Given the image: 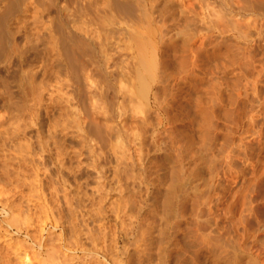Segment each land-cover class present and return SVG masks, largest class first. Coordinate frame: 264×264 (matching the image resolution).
I'll use <instances>...</instances> for the list:
<instances>
[{"label":"rangeland","instance_id":"1","mask_svg":"<svg viewBox=\"0 0 264 264\" xmlns=\"http://www.w3.org/2000/svg\"><path fill=\"white\" fill-rule=\"evenodd\" d=\"M97 1L94 24L10 26L0 50V264H264V0Z\"/></svg>","mask_w":264,"mask_h":264},{"label":"bare ground","instance_id":"2","mask_svg":"<svg viewBox=\"0 0 264 264\" xmlns=\"http://www.w3.org/2000/svg\"><path fill=\"white\" fill-rule=\"evenodd\" d=\"M43 1L44 0H0V50L1 49H5V47L6 46H4L3 47V44L4 43H7L6 41H8L7 40V38L9 37V35L11 34V32H10V30H9V27L10 26H17V25H21V26H27V24H32V25H34V24H36V26H38V24H46V25H43V26H45V28L47 29L48 27H58V26H61V23H62V20L64 21V19H62L63 17H66V16H68V14L66 15V13H69V14H71V15H69V16H71V21L70 22H72V24H71V26L72 25H76V23L77 24H79L80 22L82 23H80L79 25H80V27L82 26V25H84L83 27H85L86 26V23H84V22H87L88 24H89V22L91 21V23L89 24V25H92V24H94L93 23V17H95V15H94V13L96 14V6H97V4H98V6H100L99 4L100 3H98V1L96 2V0H66V1H60L59 2V0H45L46 1V3H45V6H44V3H43ZM100 1V0H99ZM106 1V0H105ZM118 0H115V1H113L112 3H113V5L114 4H116V2H117ZM125 1V0H124ZM123 1V2H124ZM245 1V0H244ZM115 2V3H114ZM127 1H125V3H126ZM195 2V1H194ZM201 2V1H200ZM226 2V1H225ZM120 2H117V4H119ZM206 2L204 1L203 2V4L206 6V4H205ZM104 4V3H103ZM102 4V5H103ZM109 4H111V3H109ZM116 4V5H117ZM122 4V3H121ZM128 5H129V3H127ZM131 4V3H130ZM143 4V3H142ZM203 4H202V6H203ZM112 5V6H113ZM116 5L115 6H113V7H115L116 8ZM136 5V4H135ZM208 5V4H207ZM248 5V4H247ZM98 6H97V8H98ZM109 6V5H108ZM107 6V7H108ZM124 6V5H123ZM122 6V8L121 9H123L124 7ZM130 7L132 6V5H129ZM129 6H128V8H129ZM194 6V5H193ZM201 6V7H202ZM204 6V7H205ZM258 6V5H257ZM102 7V6H101ZM106 7V8H107ZM111 7V6H110ZM203 7V8H204ZM207 8H208V6H206ZM126 8H127V6H126ZM126 8H124L123 10L125 11H123L124 13H126ZM127 8V11H129V9L130 10H134V8L133 7H131V8H129L128 9ZM143 8V7H142ZM153 8V7H152ZM206 8V9H207ZM257 8V7H256ZM95 9V10H94ZM104 9V8H103ZM108 9V8H107ZM114 9V8H113ZM206 9H205V11H206ZM80 10H84L85 12H84V14L86 13L87 14V12H89L90 14H87L86 16L87 17H84L85 15L83 14V13H80V16L79 15H77V12H79ZM116 10V9H115ZM139 10H141V8L139 7ZM201 10V9H200ZM208 10V12H209V9H207ZM211 10V9H210ZM82 11H80V12H82ZM87 11V12H86ZM110 11H112V10H110ZM118 11V10H117ZM94 12V13H93ZM212 12V11H211ZM97 13H98V11H97ZM104 13V12H103ZM113 13L114 12H112V15L111 16H113ZM200 13H201V11H200ZM206 14L205 15H207V12H205ZM84 15V16H82V15ZM92 14L94 15L93 17H91L92 16ZM109 14V13H108ZM117 15H119L118 13H116ZM137 14V13H136ZM210 14V13H209ZM132 15V14H131ZM140 15V14H139ZM148 15V14H147ZM137 16H138V14H137ZM136 16V17H137ZM150 16V15H149ZM213 16V15H212ZM99 17V16H98ZM143 17H144V15H143ZM205 17H207L206 19H208L210 16L209 15H207V16H205ZM204 16H203V18H205ZM217 17V16H216ZM67 18V17H66ZM65 18V19H66ZM105 18V17H104ZM103 18V19H104ZM111 18V17H110ZM149 18V17H148ZM218 18V17H217ZM67 19H70L69 17L67 18ZM95 19L96 18H94V21H95ZM126 19V18H125ZM133 19V18H132ZM146 19V18H145ZM209 19H211V18H209ZM208 19V20H209ZM100 20V19H99ZM107 20H108V17H107ZM118 20V19H117ZM66 21V20H65ZM97 21V20H96ZM109 21H111V20H109ZM119 21V20H118ZM129 21V20H128ZM149 21V20H148ZM211 21V20H210ZM130 22H132V21H130ZM129 22V23H130ZM139 22V21H138ZM143 22V21H142ZM186 22V21H185ZM203 22V21H202ZM208 22V21H207ZM84 23V24H83ZM98 23V22H97ZM113 23V22H112ZM189 23H191V22H189ZM101 24V23H100ZM122 24V23H121ZM124 24H125V20H124ZM140 24V23H139ZM146 24V23H145ZM205 24V23H204ZM47 25H49V26H47ZM88 25V26H89ZM107 25V24H106ZM128 25V24H127ZM126 25V26H127ZM131 25V24H130ZM137 25V24H136ZM141 25H142V23H141ZM146 25H148V23L146 24ZM185 25V24H184ZM29 26V25H28ZM35 26V27H36ZM39 26H41V25H39ZM38 26V27H39ZM42 26V27H43ZM95 26H96V24H95ZM94 26V27H95ZM116 26V25H115ZM134 26V25H133ZM143 26V25H142ZM190 26V25H189ZM30 27H31V25H30ZM30 27H29V29H30ZM33 27V26H32ZM74 27V26H73ZM76 27H79L78 25L76 26ZM91 27V26H90ZM93 27V28H94ZM98 27H101V26H98ZM129 27V26H128ZM136 27V29H137V26H135ZM138 27H141V26H139L138 25ZM146 27V26H145ZM188 27V26H187ZM60 28V27H59ZM82 28V27H81ZM80 28V29H81ZM141 28H143V27H141ZM147 28V27H146ZM148 28H149V26H148ZM153 28V27H152ZM186 28V27H185ZM189 28V27H188ZM37 29V28H36ZM49 29V28H48ZM54 29V28H53ZM64 29V28H63ZM74 29V28H73ZM78 29V28H77ZM92 29V28H91ZM100 29H102V28H100ZM100 29H98V30H100ZM124 29V28H123ZM127 29V28H126ZM139 29V28H138ZM187 29V28H186ZM203 29V28H202ZM51 30V29H50ZM60 30V29H59ZM84 30H86V29H84ZM88 30V29H87ZM97 29H95V31H96ZM131 30V29H130ZM130 30H128V31H130ZM140 30V29H139ZM183 31L182 32H184V29H182ZM205 30V29H204ZM55 31V30H54ZM77 31H79V29L77 30ZM76 31V32H77ZM114 31H118V30H114ZM132 31V30H131ZM130 31V32H131ZM134 31V30H133ZM144 31V30H143ZM143 31H142V33H143ZM149 31V30H148ZM152 31V29L150 30V32ZM190 31V30H189ZM203 31V30H202ZM17 32V31H16ZM37 32V31H36ZM42 33H43V31H41ZM49 32V31H48ZM80 32V31H79ZM83 32H86V31H83ZM90 32V31H89ZM135 32V31H134ZM138 32V31H137ZM139 32H141V31H139ZM139 32H138V34H139ZM153 32H154V30H153ZM40 33V31H38L37 33H35V35L36 34H39ZM68 32H67V30H66V34H67ZM88 33V32H87ZM102 33V32H101ZM152 33V32H151ZM13 34H14V32H13ZM41 34V33H40ZM39 34V35H40ZM46 34V35H45ZM45 36H47L48 37V40H46V41H44V39H43V37H45V36H41L42 37V39H43V42H47V41H49L50 39H49V36L48 35H50V34H48L47 35V32H45ZM77 34V33H76ZM82 34H84V33H82ZM99 34V33H98ZM111 34V33H110ZM150 34V33H149ZM186 34H188V32H186ZM34 35V36H35ZM42 35V34H41ZM63 35V34H62ZM69 35V34H68ZM73 35H74V33H73ZM80 35H81V33H80ZM87 35V34H86ZM89 35V34H88ZM96 35H97V33H96ZM96 35H95V37H96ZM151 35V34H150ZM12 36H14V35H12ZM51 36V38H53V36L52 35H50ZM139 36H140V38L143 40V36H142V34L140 35L139 34ZM139 36L137 37V36H135L136 37V39L134 40V41H136L137 40V38L139 39V41L137 40L136 42H134L135 44V46L137 47L138 46V50L139 51H137V54H139L137 57L139 58V62H138V65H139V67H141V71L144 73V75H143V73L141 74L139 71H140V69H139V71H138V69H137V72H139V75H135V76H138V79H139V81L141 82V83H139V85H140V89H142V87L144 86L145 87V85L146 86H148L147 85V82H149V81H147V82H145V78L146 77H148L149 79L148 80H150V76L153 74V75H155L154 73H151L152 71V69H155V68H153V63L155 64V62L156 61H152V59H154V58H150V55H149V58H147L146 57V53H144L146 50H145V48H143V43L141 42L142 40L139 38ZM146 36V35H145ZM194 36V35H193ZM202 36V35H201ZM205 36V35H204ZM203 36V37H204ZM25 37V36H24ZM36 37H38V35H36ZM47 37L45 38V39H47ZM55 37V36H54ZM58 37H61V35H59ZM66 37H67V35H66ZM77 36H75V37H73L72 39H71V41H69L68 39V41L69 42H71V43H69V44H66L65 45V50L64 49H62L60 52H62L61 53V55H63L62 57L65 59V61L64 62H66V64H67V67L70 69V61L68 60V53H70V52H76L77 54H79L80 53V51L82 50V48H81V46L80 45H82V43H77L78 42V38H76ZM95 37L93 38V39H95ZM152 38H153V36H151ZM150 37V38H151ZM159 37V36H158ZM206 37V36H205ZM15 38H16V36H15ZM40 38V37H39ZM91 38H92V36H91ZM111 38V37H110ZM132 38H134V35L132 36ZM131 38V39H132ZM20 39V38H19ZM22 39V38H21ZM20 39V40H21ZM41 39V38H40ZM56 39V38H55ZM58 39V38H57ZM61 39H62V37H61ZM87 39V38H86ZM146 39V38H145ZM203 39V38H202ZM16 40V39H15ZM54 40V39H53ZM85 40V39H84ZM96 40V39H95ZM98 40V39H97ZM105 40V39H104ZM107 40V39H106ZM105 40V41H106ZM127 40V39H126ZM129 40V39H128ZM147 40V39H146ZM146 40L144 41V43L146 42ZM183 40H185V39H183ZM12 41H14L13 39H12ZM12 41H10V42H12ZM17 41V40H16ZM100 42H101V40H99ZM108 41H109V39H108ZM108 41H107V43H108ZM124 41V40H123ZM130 41V40H129ZM131 41H133V39L131 40ZM130 41V42H131ZM148 41H150V40H148ZM203 41V40H202ZM61 42L63 43V40H61ZM96 41H94L93 43H95ZM98 42V41H97ZM188 42V41H187ZM18 43V42H17ZM106 43V42H105ZM129 43V42H128ZM132 43V42H131ZM136 43H138V45L136 44ZM150 43V42H149ZM152 43V42H151ZM80 44V45H79ZM95 44H97V43H95ZM102 44H103V42H102ZM84 45V44H83ZM89 45V44H88ZM87 45V48L89 47ZM93 45V44H92ZM100 45V44H99ZM126 45V44H125ZM150 45V44H149ZM153 45H154V43H153ZM162 45V44H161ZM23 46V45H22ZM25 46V45H24ZM52 46V45H51ZM63 46V45H62ZM84 46H86V44L84 45ZM144 46H145V44H144ZM166 46V45H165ZM187 46V45H186ZM2 47V48H1ZM32 47H34V45H32ZM64 47V46H63ZM103 47V46H102ZM150 47V46H149ZM21 48H23V47H21ZM29 48V47H28ZM50 48V47H49ZM105 48V47H104ZM19 49V48H18ZM26 49V48H25ZM89 49V48H88ZM105 49H107V47L105 48ZM125 49H126V47H125ZM133 49H135V47H133ZM150 49H151V47H150ZM33 50V49H32ZM128 50V49H127ZM151 50H153V49H151ZM160 50V49H159ZM7 51H8V49H7ZM20 51H22V50H20ZM29 51V50H28ZM59 51V50H58ZM89 51V50H88ZM6 52V51H5ZM19 52V51H18ZM27 52V51H26ZM85 52V51H84ZM84 52L82 53V54H84ZM109 52V51H108ZM139 52V53H138ZM12 53V52H11ZM30 53V52H29ZM34 53H35V50H34ZM86 53V52H85ZM91 53V51L89 52V54ZM148 53V52H147ZM81 53H80V55H82ZM95 54V53H94ZM108 54V53H107ZM145 54V55H144ZM149 54V53H148ZM159 54V53H158ZM0 55H3L2 53H0ZM27 55V54H26ZM39 55V54H38ZM11 56V55H10ZM56 56V55H55ZM59 56V55H58ZM58 56H56L55 58H58ZM89 56V55H88ZM91 56V55H90ZM94 56V55H93ZM53 57V56H52ZM16 58V57H15ZM91 58V57H90ZM130 58H132V56L130 57ZM137 58V59H138ZM162 58V57H161ZM47 59V58H46ZM94 59V58H93ZM134 59V58H133ZM132 59V60H133ZM163 59V58H162ZM162 59H160V60H162ZM5 60V59H4ZM3 60V61H4ZM40 60V59H39ZM92 60V59H91ZM2 61V60H1ZM0 61V62H1ZM69 61V62H68ZM136 61V60H135ZM23 62V61H22ZM41 62V61H40ZM49 62V61H48ZM91 62V61H90ZM97 62V61H96ZM126 62V61H125ZM161 62V61H160ZM163 62H165V61H163ZM261 62H262V60H261ZM21 63V62H20ZM32 63H34V62H32ZM42 63V62H41ZM83 63V62H82ZM94 63H95V61H94ZM128 63V62H127ZM133 63H134V61H133ZM136 63V62H135ZM19 64V63H18ZM22 64V63H21ZM26 64V63H25ZM45 63H43V65H44ZM49 64V63H48ZM72 64V63H71ZM93 64V63H92ZM122 64H124V63H122ZM12 65V64H11ZM27 65V64H26ZM47 65V64H46ZM45 65V66H46ZM95 65V64H94ZM22 66V65H21ZM61 66V65H60ZM131 66H132V64H131ZM156 65H154V67H155ZM1 67V66H0ZM6 67H7V65H6ZM18 67V66H17ZM33 67V66H32ZM56 67H58V65L56 66ZM79 67V66H78ZM94 67V66H93ZM124 67V66H123ZM123 67H121V69L123 70ZM164 67V66H163ZM8 68H10V67H8ZM15 68V67H14ZM22 68V67H21ZM54 68V67H53ZM62 68L64 69V67L62 66ZM67 68V69H68ZM76 68V67H75ZM18 69V68H17ZM34 69V68H33ZM36 69V68H35ZM38 69V68H37ZM59 69H60V67H59ZM79 69V68H78ZM127 69V68H126ZM130 69H131V67H130ZM162 69V68H161ZM58 70V69H57ZM99 70V69H98ZM97 70V71H98ZM22 71V70H21ZM24 71V70H23ZM47 71V70H46ZM71 71V70H70ZM80 71V70H79ZM82 71V70H81ZM124 71V70H123ZM126 71V70H125ZM134 71V70H133ZM17 72V71H16ZM26 72V71H25ZM25 72H24V74H25ZM32 72V71H31ZM63 72V70L60 72V73H62ZM78 72V71H77ZM128 72V71H127ZM12 73V72H11ZM26 73H28V74H26V76L28 75V76H30L29 74H31V73H29V72H26ZM34 73V72H33ZM41 73V72H40ZM44 73V72H43ZM54 73H57V72H55L54 71ZM9 74V73H8ZM45 74V73H44ZM53 74V73H52ZM63 74V73H62ZM69 74V73H68ZM74 74V73H73ZM81 74V73H80ZM141 74V75H140ZM11 75V74H10ZM13 75V74H12ZM16 75V74H15ZM15 75H13V76H15ZM17 75H18V73H17ZM20 75V74H19ZM34 75H36L35 73H34ZM48 75V74H47ZM50 75V74H49ZM65 75V74H64ZM130 75V74H129ZM152 75V76H153ZM5 76V75H4ZM21 76H22V74H21ZM37 76V75H36ZM71 76V75H70ZM74 76H76L75 74H74ZM78 76V75H77ZM81 76V75H80ZM152 76H151V79H152ZM7 77V76H6ZM6 77H4V79L3 80H5V78ZM11 77V76H10ZM31 79H34V78H32L33 77V75L31 74ZM56 77H58L57 75H56ZM128 77V76H127ZM29 78V77H28ZM27 78V79H28ZM59 78V77H58ZM61 78V77H60ZM63 78V77H62ZM132 78V77H131ZM30 79V80H31ZM38 79H39V77H38ZM64 79V78H63ZM68 79V78H67ZM127 79H129L130 80V77L129 78H127ZM133 79V78H132ZM137 79V80H138ZM153 79H154V77H153ZM152 79V80H153ZM1 80V79H0ZM20 80V79H19ZM40 80V79H39ZM38 80V81H39ZM49 80H51V79H49ZM53 80V79H52ZM79 80H81L80 79V77H79ZM136 80V81H137ZM27 81V80H26ZM62 81V80H61ZM105 81V80H104ZM125 81H126V79H125ZM133 81V80H132ZM132 81H131V83H132ZM151 81V80H150ZM4 82V81H3ZM33 82V81H32ZM40 82H42V77H41V80H40ZM57 82V81H56ZM55 82V83H56ZM64 82V81H63ZM62 82V83H63ZM124 82V81H123ZM126 82H128V81H126ZM152 82V81H151ZM5 83V82H4ZM43 83V82H42ZM47 83V82H46ZM45 83V84H46ZM93 83V82H92ZM122 83V82H121ZM120 83V84H121ZM137 83H138V81H137ZM144 83H146V84H144ZM153 83V82H152ZM20 84H21V81H20ZM27 84V83H26ZM30 84V83H29ZM34 84V83H33ZM32 84V85H33ZM57 84V83H56ZM82 84V83H81ZM90 84V83H89ZM94 84V83H93ZM107 84V83H106ZM124 84V83H123ZM128 84V83H127ZM130 84V83H129ZM151 84V83H150ZM6 85V84H5ZM37 85H39V84H37ZM37 85H33V86H37ZM42 85V84H41ZM48 85V84H47ZM138 85V84H137ZM141 85H143L142 87H141ZM29 86V85H28ZM32 86V89L34 88ZM61 86H62V84H61ZM82 87H83V85H81ZM126 86V85H125ZM128 86V85H127ZM134 86V85H133ZM44 87V86H43ZM43 87H41V88H43ZM93 86H90V90H92L91 88H92ZM108 87V86H107ZM124 87V86H123ZM6 88V87H5ZM26 88V87H25ZM31 88V87H30ZM45 88V87H44ZM43 88V89H44ZM47 88V87H46ZM57 88H58V86H57ZM56 88V89H57ZM122 88V87H121ZM128 88H129V86H128ZM127 88V89H128ZM148 88V87H147ZM54 89H55V87H54ZM133 89H135V88H133ZM143 89H145V88H143ZM142 89V90H143ZM31 90V89H30ZM35 90V89H34ZM122 91H123V88L121 89ZM124 90H126V89H124ZM132 90V89H131ZM148 90V89H147ZM55 91H57V90H55ZM72 91H73V89H72ZM126 91H128V90H126ZM135 91V90H134ZM138 91V90H137ZM141 91V90H140ZM144 91V90H143ZM27 92V91H26ZM29 92V91H28ZM27 92V93H28ZM35 92H37V91H35ZM60 92V91H59ZM125 92V91H124ZM131 93H133V91H130ZM130 92H128L129 94H130ZM139 92V91H138ZM4 93V92H3ZM2 93V94H3ZM40 93V92H39ZM61 93V92H60ZM144 93L146 94V92L144 91ZM143 93V94H144ZM148 93V92H147ZM1 94V93H0ZM11 94V93H10ZM53 94V93H52ZM55 94V93H54ZM59 94V93H58ZM62 94V93H61ZM5 95V94H4ZM7 95H9V94H7ZM7 95H5V96H7ZM131 95V94H130ZM130 95H128L129 97H130V99L129 100H132V99H134V96H133V98L131 99V97L132 96H130ZM133 95V94H132ZM28 96H29V94H28ZM58 96V95H57ZM136 96V95H135ZM13 97V96H12ZM11 97V98H12ZM50 97V96H49ZM64 97V96H63ZM74 97V96H73ZM78 97V96H77ZM10 98V97H9ZM30 98V97H29ZM38 98V97H37ZM53 98V97H52ZM65 98V101H66V97H64ZM80 98V97H79ZM142 98V97H141ZM141 98H139V99H141ZM36 99V98H35ZM40 99V98H39ZM55 99V98H54ZM82 99H83V97H82ZM241 99V98H240ZM38 100V99H37ZM49 100V99H48ZM57 100H60V99H57ZM135 100V99H134ZM239 100V99H238ZM1 101V100H0ZM25 101H26V99H25ZM28 101V100H27ZM140 101V100H139ZM56 102H58V101H56ZM131 102V101H130ZM133 102V101H132ZM137 102V101H136ZM135 102V103H136ZM238 102V101H237ZM236 102V103H237ZM250 102V101H249ZM54 103V102H53ZM135 103H133V104H135ZM140 103V102H139ZM138 103V104H139ZM239 103V102H238ZM245 103V102H244ZM1 104V103H0ZM59 104V103H58ZM240 104V103H239ZM247 104V103H246ZM245 105V104H244ZM137 106L135 105V108H136ZM133 108V107H132ZM138 108V107H137ZM212 108V107H211ZM242 108V107H241ZM245 109V108H244ZM18 113V112H17ZM19 114V113H18ZM213 114V113H212ZM21 115V114H20ZM19 115V116H20ZM77 116V115H76ZM208 116V115H207ZM1 117V116H0ZM18 117V116H17ZM73 118V117H72ZM252 118V117H251ZM1 119V118H0ZM75 119V118H74ZM78 119V118H77ZM212 119V118H211ZM247 119V118H246ZM250 119V118H249ZM250 120H253V118L252 119H250ZM2 121H5V119L4 120H2ZM1 122V121H0ZM251 122H253V121H251ZM247 124V123H246ZM252 124V123H251ZM248 125H250V124H248ZM247 125V126H248ZM19 126V125H18ZM201 126V125H200ZM199 126V127H200ZM8 128H10V127H8ZM7 128V129H8ZM14 127H12V129H13ZM20 128V127H19ZM202 128V127H201ZM15 129V128H14ZM3 130V129H2ZM11 131V130H10ZM13 131V130H12ZM98 131V130H97ZM105 131V130H104ZM245 131H247V130H245ZM250 131V130H249ZM9 132V131H8ZM13 132H16V131H13ZM100 132L102 133V131L100 130ZM210 132V131H209ZM2 133V132H1ZM4 133H6V132H4ZM10 133V132H9ZM98 133V132H97ZM107 133V132H106ZM199 133V132H198ZM209 134V133H208ZM207 134V135H208ZM7 135V134H6ZM108 135V134H107ZM205 135V134H204ZM3 136V135H2ZM15 136V135H14ZM21 136H23L22 134H21ZM209 136V135H208ZM27 137V136H26ZM215 137V136H214ZM1 138V137H0ZM200 138V137H199ZM209 138V137H208ZM21 139V138H20ZM3 140H4V138H3ZM18 140H19V137H18ZM24 140V139H23ZM177 140V139H176ZM190 140V139H189ZM2 141V140H1ZM0 141V142H1ZM5 141V140H4ZM28 141V140H27ZM191 141V140H190ZM193 141V140H192ZM6 142V141H5ZM4 142V143H5ZM10 142V141H9ZM21 142H22V140H21ZM188 142V141H187ZM20 143V142H19ZM24 143H25V141H24ZM120 143V142H119ZM190 143H192V142H190ZM3 144V143H2ZM26 144V143H25ZM184 144H186V143H184ZM211 144H212V142H211ZM17 145V144H16ZM19 145V144H18ZM125 145V144H124ZM124 145H122V146H124ZM187 145V144H186ZM185 145V146H186ZM202 145V144H201ZM207 145H209L208 143H207ZM1 146V145H0ZM122 146H121V148H122ZM126 146V145H125ZM191 146V145H190ZM189 146V147H190ZM2 147H4L3 145H2ZM22 147V146H21ZM25 147V146H24ZM188 147V146H187ZM187 147H186V149H187ZM192 147H193V145H192ZM197 147V146H196ZM239 147V146H238ZM9 148V147H8ZM18 148H20V147H18ZM26 148V147H25ZM29 148V147H28ZM183 148H184V146H183ZM194 148V147H193ZM199 148V147H198ZM0 149H1V147H0ZM21 149V148H20ZM190 149V148H189ZM201 149V148H200ZM202 149H204V147L202 148ZM207 149V148H206ZM209 149V148H208ZM236 149V148H235ZM2 150V149H1ZM5 150V149H4ZM19 150V149H18ZM23 150H26V149H23ZM23 150H22V152H23ZM181 150V149H180ZM194 150V149H193ZM17 151V150H16ZM188 151V150H187ZM30 152V151H29ZM32 152V151H31ZM189 152H191V150H189ZM195 152V151H194ZM197 152V151H196ZM195 152V153H196ZM199 152V151H198ZM205 152V151H204ZM1 153H2V151H1ZM25 153V152H24ZM24 153L23 154H20V155H24ZM188 153V152H187ZM4 154V153H3ZM9 154V153H8ZM201 154V153H200ZM13 155H15V154H13ZM194 155V154H193ZM23 157V156H22ZM26 157V156H25ZM28 157H30V156H28ZM34 157V156H33ZM32 157V158H33ZM190 157V156H189ZM226 157H228V156H226ZM232 157V156H231ZM1 158V157H0ZM8 158V157H7ZM27 158V157H26ZM25 158V159H26ZM196 158V157H195ZM194 158V159H195ZM24 159V158H23ZM31 159V158H30ZM193 159V158H192ZM3 160V159H2ZM11 160V159H10ZM15 160V159H14ZM191 160V159H190ZM200 160V159H199ZM199 160H198V162H199ZM3 161H5V159L3 160ZM9 161V160H8ZM12 161V160H11ZM192 162H193V160H191ZM178 162H179V160H178ZM197 162V161H196ZM197 162V163H198ZM196 163V164H197ZM31 164V163H30ZM29 164V165H30ZM192 164H194V163H192ZM4 165H6V164H4ZM8 165V164H7ZM22 165H23V163H22ZM25 166H26V164H24ZM180 165V164H179ZM200 165V164H199ZM227 166V165H226ZM29 167V166H28ZM179 167V166H178ZM184 167V166H183ZM189 167V166H188ZM211 168H212V166H211ZM126 169V168H125ZM125 169H124V171H125ZM192 169V168H191ZM190 170V169H189ZM196 170V169H195ZM194 171V170H193ZM197 172V171H196ZM195 173V172H194ZM171 176V174L169 175V177ZM182 176V175H181ZM162 177V176H161ZM164 177V176H163ZM167 177V176H166ZM185 177H186V175H185ZM202 177V176H201ZM183 178V177H182ZM194 178V177H193ZM180 179V178H179ZM195 179V178H194ZM198 179V178H197ZM202 179V178H201ZM192 181V180H191ZM207 181H209V180H207ZM186 182V181H185ZM188 182V181H187ZM206 183H208V182H206ZM196 184V183H195ZM167 185V184H166ZM186 185V184H185ZM190 185H192V184H190ZM249 185V184H248ZM251 185V184H250ZM102 186V185H101ZM182 185H180V187H181ZM153 187H155V186H153ZM160 187V186H159ZM176 187V186H175ZM179 187V186H178ZM185 187V186H184ZM183 187V188H184ZM207 187H208V185H207ZM246 187V186H245ZM100 188V190L102 189L101 187H99ZM157 188V187H156ZM169 188V187H168ZM171 188H173V187H170V189ZM188 188H190V186L188 187ZM193 188V187H192ZM1 189V188H0ZM164 189V188H163ZM169 189V190H170ZM181 189V188H180ZM248 189V188H247ZM2 190V189H1ZM1 190H0V192H1ZM167 190V189H166ZM186 190H187V188H186ZM168 191V190H167ZM166 191V192H167ZM176 191V190H175ZM165 192V193H166ZM177 192V191H176ZM187 192V191H186ZM245 192V191H244ZM169 193V192H168ZM167 193V195H169ZM201 193V192H200ZM190 194V193H189ZM211 194V193H210ZM150 195V194H149ZM164 196H166L165 194H163ZM191 195H192V193H191ZM200 195V194H199ZM66 197V196H65ZM168 197V196H167ZM178 197V196H177ZM192 197V196H191ZM102 198V197H101ZM164 198V197H163ZM209 198V197H208ZM80 199V198H79ZM98 199V198H97ZM183 199V198H182ZM186 199V198H185ZM6 200V199H5ZM81 200V199H80ZM188 200V199H187ZM202 200V199H201ZM206 200V199H205ZM237 200V199H236ZM64 202H65V200H63ZM99 201V200H98ZM184 201V200H183ZM194 201V200H193ZM100 202V201H99ZM102 202V201H101ZM162 202H164V201H162ZM182 202V201H181ZM184 202H186V201H184ZM62 203V202H61ZM94 203V202H93ZM161 203V202H160ZM169 203V202H168ZM64 205H65V203H63ZM69 204V203H68ZM106 204V203H105ZM190 204V203H189ZM2 205H3V203H2ZM46 205V204H45ZM67 205V204H66ZM81 205V204H80ZM95 205H96V203H95ZM169 205V204H168ZM61 206V205H60ZM166 206V205H165ZM171 206V205H170ZM95 207V206H94ZM99 207H100V205H99ZM158 207H160V206H158ZM169 207V206H168ZM183 207V206H182ZM181 207V208H182ZM231 207H232V205H231ZM10 208V207H9ZM163 209H164V207H162ZM171 208V207H170ZM187 208V207H186ZM22 209V208H21ZM68 209V208H67ZM70 209V208H69ZM68 209V210H69ZM166 209V208H165ZM188 209H189V207H188ZM72 210V209H71ZM97 210H98V208H97ZM100 210V209H99ZM171 210V209H170ZM177 210V209H176ZM161 211V210H160ZM163 211V210H162ZM69 212V211H68ZM67 212V213H68ZM96 212V211H95ZM133 212V211H132ZM169 212V211H168ZM179 212V211H178ZM53 213V212H52ZM99 213V212H98ZM98 213H96V214H98ZM162 213V212H161ZM163 213H165V211L163 212ZM162 213V214H163ZM171 213V212H170ZM185 213V212H184ZM21 214V213H20ZM73 214V213H72ZM104 214V213H103ZM159 214V213H158ZM17 215V214H16ZM155 215H157V214H155ZM160 215V214H159ZM177 215V214H176ZM178 215H179V213H178ZM51 216H52V214H51ZM72 217H73V215H71ZM86 216V215H85ZM116 216V215H115ZM118 216V215H117ZM131 216V215H130ZM161 217H163V216H161ZM75 218V217H74ZM82 218V217H81ZM117 218V217H116ZM170 218H172V217H170ZM85 219V218H84ZM87 219V218H86ZM163 219H164V217H163ZM75 220V219H74ZM83 220V219H82ZM107 220V219H106ZM15 221V220H14ZM164 221V220H163ZM84 222V221H83ZM100 222V221H99ZM98 222V223H99ZM101 222H102V220H101ZM165 222V221H164ZM169 222V221H168ZM176 222V221H175ZM200 222V221H199ZM103 223V222H102ZM122 223V222H121ZM151 223V222H150ZM130 224V223H129ZM133 224V223H132ZM165 224V223H164ZM83 225H84V223H83ZM174 225V224H173ZM178 225V224H177ZM107 226V225H106ZM154 226V225H153ZM165 226V225H164ZM176 226V225H175ZM73 227V226H72ZM132 227V226H131ZM79 228H82V227H79ZM88 228V227H87ZM91 228V227H90ZM89 228V229H90ZM171 228V227H170ZM75 229H76V227H75ZM78 229V228H77ZM121 229V228H120ZM124 229H126V228H124ZM128 229V228H127ZM73 230V229H72ZM97 230V229H96ZM132 230V229H131ZM130 230V231H131ZM166 230V229H165ZM173 231H174V229H172ZM87 231V230H86ZM99 231V230H98ZM144 231V230H143ZM145 231H147V230H145ZM78 232V231H77ZM83 232V231H82ZM88 232V231H87ZM95 232H97V231H95ZM100 232V231H99ZM102 232H103V230H102ZM105 232V231H104ZM121 232V231H120ZM129 232V231H128ZM151 232V231H150ZM153 232V231H152ZM159 232H161V230L159 231ZM170 232V231H169ZM218 232V231H217ZM220 232V231H219ZM106 233V232H105ZM142 233V232H141ZM140 233V234H141ZM147 233V232H146ZM146 233H145V236H146ZM162 233V232H161ZM214 233V232H213ZM222 233V232H221ZM76 234V233H75ZM83 234V233H82ZM101 234V233H100ZM103 234V233H102ZM129 234V233H128ZM139 234V235H140ZM97 235H99V233L97 234ZM104 235V234H103ZM126 235V234H125ZM143 236H144V234H142ZM150 235V234H149ZM148 235V236H149ZM156 235V234H155ZM232 235V234H231ZM77 236V235H76ZM80 236V235H79ZM86 236V235H85ZM101 236V235H100ZM99 236V237H100ZM129 236H131V235H129ZM172 236V235H171ZM191 236H193V235H191ZM197 236V235H196ZM74 237V236H73ZM97 237V236H96ZM110 237H112V235L110 236ZM114 237V236H113ZM118 237V236H117ZM198 237V236H197ZM196 237V238H197ZM233 237V236H232ZM79 238V237H78ZM80 238H83V237H80ZM87 238V237H86ZM127 238V237H126ZM125 238V239H126ZM148 238V237H147ZM154 238V237H153ZM162 238V237H161ZM89 239V238H88ZM141 239H142V237H141ZM146 239V238H145ZM150 239V238H149ZM159 239V238H158ZM164 239V238H163ZM175 239V238H174ZM203 239V238H202ZM248 239V238H247ZM78 240V239H77ZM85 240V239H84ZM92 240V239H91ZM100 240V239H99ZM101 240H102V238H101ZM156 240V239H155ZM226 240V239H225ZM93 241V240H92ZM110 241H111V239H110ZM109 241V242H110ZM122 241V240H121ZM136 241L137 240H135V243H136ZM142 241V240H141ZM145 241V240H144ZM165 241V240H164ZM163 241V242H164ZM202 241H204V240H202ZM215 241V240H214ZM236 241H238V240H236ZM235 241V242H236ZM240 241V240H239ZM247 241V240H246ZM82 242V241H81ZM100 242V241H99ZM157 242H158V240H157ZM156 242V243H157ZM197 242H198V239H197ZM220 242V241H219ZM228 242V241H227ZM94 243V242H93ZM128 243H130V242H128ZM144 243V242H143ZM146 243V242H145ZM160 243V242H159ZM173 243V242H172ZM176 243H178V242H176ZM196 243V242H195ZM206 242H204L203 244H205ZM215 243V242H214ZM221 243V242H220ZM238 243V242H237ZM236 243V244H237ZM99 244V243H98ZM133 244V243H132ZM179 244V243H178ZM185 244H186V242H185ZM207 244H209V242L207 243ZM206 244V245H207ZM222 245H223V243H221ZM230 244V243H229ZM81 245V244H80ZM138 245V244H137ZM136 245V246H137ZM160 245V244H159ZM188 245V244H187ZM196 245H198V244H196ZM202 245V244H201ZM209 245H211V244H209ZM221 245V246H222ZM102 246V245H101ZM109 246V245H108ZM122 246V245H121ZM135 246V245H134ZM149 246H150V244H149ZM149 246H147V247H149ZM158 246V245H157ZM205 246V245H204ZM220 246V245H219ZM113 247V246H112ZM123 247H125L124 245H123ZM139 247V246H138ZM143 247V246H142ZM144 247H145V245H144ZM179 247V246H178ZM216 247H217V245H216ZM230 247V246H229ZM232 247V246H231ZM235 247V246H234ZM233 247V248H234ZM90 248V247H89ZM96 248V247H95ZM109 248V247H108ZM150 248V247H149ZM148 248V249H149ZM159 248V247H158ZM160 248H163V247H160ZM177 248V247H176ZM213 248H215V247H213ZM219 248V247H218ZM245 248V247H244ZM243 248V249H244ZM99 249H100V247H99ZM145 249V248H144ZM220 249V248H219ZM223 249V248H222ZM235 249V248H234ZM248 249V248H247ZM87 250V249H86ZM90 250V249H89ZM98 250V249H97ZM103 250V249H102ZM101 250V251H102ZM124 250V249H123ZM160 251H161V249H159ZM168 250V249H167ZM166 250V251H167ZM231 250V249H230ZM133 251V250H132ZM131 251V252H132ZM158 251V250H157ZM163 251V250H162ZM224 251V250H223ZM227 251H229V250H227ZM100 252V251H99ZM111 252V251H110ZM146 252V251H145ZM233 252V251H232ZM239 252V251H238ZM102 253V252H101ZM113 253V252H112ZM135 253V252H134ZM167 253H168V251H167ZM216 253V252H215ZM231 253V252H230ZM240 253V252H239ZM50 254V253H49ZM48 254V255H49ZM90 254V253H89ZM109 254V253H108ZM114 254V253H113ZM121 254V253H120ZM126 254V253H125ZM131 254V253H130ZM218 254V253H217ZM122 255H123V251H122ZM129 255V254H128ZM133 255V254H132ZM135 255V254H134ZM138 255V254H137ZM144 255H145V253H144ZM148 255V254H147ZM162 255V254H161ZM215 254H213V256H214ZM232 255H235V254H232ZM239 255V254H238ZM242 254H240V256H241ZM247 255V254H246ZM25 256V255H24ZM91 256V255H90ZM114 256V255H113ZM112 256V257H113ZM116 256V255H115ZM121 256V255H120ZM136 256V255H135ZM218 256V255H217ZM237 256V255H236ZM23 257V256H22ZM89 256H87V258H88ZM95 257V256H94ZM130 257V256H129ZM151 257H153V256H151ZM227 257V256H226ZM2 258V257H1ZM20 258V257H19ZM26 258V257H25ZM50 258H51V256H50ZM55 258V257H54ZM111 258V257H110ZM127 258V257H126ZM140 258V257H139ZM163 258V257H162ZM216 258V257H215ZM215 258H213V259H215ZM221 258H223L222 256H221ZM235 258V257H234ZM239 258V257H238ZM49 259V258H48ZM91 259V258H90ZM93 259V258H92ZM95 259V258H94ZM138 259V258H137ZM143 259V258H142ZM230 259V258H229ZM231 259H233V257L231 258ZM230 259V260H231ZM236 259V258H235ZM25 260V259H24ZM50 260V259H49ZM114 260H116V259H114ZM126 260V259H125ZM128 260V259H127ZM139 260V259H138ZM148 260V259H147ZM174 260V259H173ZM215 260H218L217 258L215 259ZM2 261V260H1ZM23 261V260H22ZM27 261H28V259H27ZM55 261H57L56 259H55ZM118 261V260H117ZM140 261V260H139ZM175 261V260H174ZM219 261H221V260H219ZM235 261V260H234ZM3 262V261H2ZM47 262V261H46ZM92 262V261H91ZM96 262V261H95ZM102 262V261H101ZM150 262V261H149ZM157 262V261H156ZM156 262H155V264H156ZM185 262V261H184ZM183 262V263H184ZM218 262V261H217ZM24 263V262H23ZM82 263V262H81ZM83 263H84V261H83ZM103 263V262H102ZM106 263V262H105ZM116 263V262H115ZM6 264V263H5ZM18 264V263H17ZM49 264V263H48ZM55 264H57V262L55 263ZM61 264V263H60ZM99 264V263H98ZM120 264V263H119ZM133 264V263H132ZM140 264V263H139ZM158 264V263H157ZM218 264V263H217ZM224 264H226L225 262H224ZM228 264V263H227ZM233 264V263H232Z\"/></svg>","mask_w":264,"mask_h":264}]
</instances>
